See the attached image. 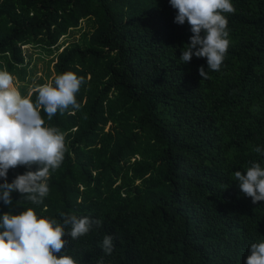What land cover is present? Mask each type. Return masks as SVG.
<instances>
[{"label": "trees", "instance_id": "trees-1", "mask_svg": "<svg viewBox=\"0 0 264 264\" xmlns=\"http://www.w3.org/2000/svg\"><path fill=\"white\" fill-rule=\"evenodd\" d=\"M232 4L230 46L211 71L205 58L180 60L192 33L174 23L169 0H0V70L26 83L29 46L54 55L55 75L84 77L79 110L51 120L41 111L67 146L48 196L34 205L13 192L0 214L26 206L57 220L100 219L87 235L65 237L78 264H246L250 244L264 240V201L253 204L233 173L264 166L253 151L264 148V0ZM88 19L83 43L63 45ZM28 170L10 169L8 182Z\"/></svg>", "mask_w": 264, "mask_h": 264}, {"label": "clouds", "instance_id": "clouds-1", "mask_svg": "<svg viewBox=\"0 0 264 264\" xmlns=\"http://www.w3.org/2000/svg\"><path fill=\"white\" fill-rule=\"evenodd\" d=\"M176 10L174 23L190 26L192 35L181 49L180 60L188 63L192 57L205 58L207 70L219 71L230 46L226 13H234L232 0H169ZM203 79L208 78L204 66L198 69ZM84 77L65 71L51 80L32 86L23 95L9 71L0 70V201L12 205L11 194L19 192L32 204H42L49 194L51 174L62 165L67 146L65 134L46 124L41 111L51 120L57 113L64 114L81 107L76 94ZM35 95V100L32 95ZM253 151L264 156V148ZM36 165V170H30ZM26 166L29 170L17 174L11 183L10 169ZM240 191L253 204L264 201V166L250 162L245 170L233 173ZM44 211L47 209L45 207ZM93 225L102 226L100 219L75 214H61V219L38 214L33 207H23L18 214H0V264H78L65 251L70 237L77 240L87 235ZM106 255L114 250L113 238L103 237L100 245ZM246 264H264V240L251 243ZM96 264H104L101 257Z\"/></svg>", "mask_w": 264, "mask_h": 264}, {"label": "rangeland", "instance_id": "rangeland-1", "mask_svg": "<svg viewBox=\"0 0 264 264\" xmlns=\"http://www.w3.org/2000/svg\"><path fill=\"white\" fill-rule=\"evenodd\" d=\"M94 25L95 22L92 19L83 21L78 29L72 30L69 35L64 38L62 44L65 46L69 44L81 45L84 41V38L93 32ZM24 50H26L29 55L33 54L34 61L26 83L21 82L17 77L14 78V82L19 90L23 84H25V86L29 84V88L31 89L34 84H37V81L44 79L46 82L55 76L53 63L55 57L53 54L45 51L43 48H32L29 46L24 47Z\"/></svg>", "mask_w": 264, "mask_h": 264}]
</instances>
